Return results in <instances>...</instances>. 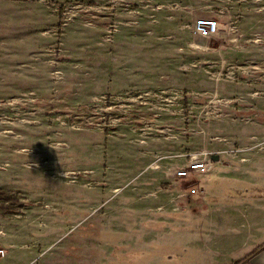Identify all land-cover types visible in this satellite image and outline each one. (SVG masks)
<instances>
[{
	"label": "rangeland",
	"instance_id": "374dc122",
	"mask_svg": "<svg viewBox=\"0 0 264 264\" xmlns=\"http://www.w3.org/2000/svg\"><path fill=\"white\" fill-rule=\"evenodd\" d=\"M251 225L264 0H0V264H223Z\"/></svg>",
	"mask_w": 264,
	"mask_h": 264
},
{
	"label": "built area",
	"instance_id": "2783aa9c",
	"mask_svg": "<svg viewBox=\"0 0 264 264\" xmlns=\"http://www.w3.org/2000/svg\"><path fill=\"white\" fill-rule=\"evenodd\" d=\"M218 27L217 20L211 17H201L193 23V31L205 37L213 36L218 31ZM207 156L202 158L192 156L185 167L172 169L169 173L170 177L173 179H191L194 175L207 173L212 164L210 154H207ZM190 191L194 192L195 190L192 188ZM183 196H185L183 192H179L177 195L179 198Z\"/></svg>",
	"mask_w": 264,
	"mask_h": 264
},
{
	"label": "crops",
	"instance_id": "0c3cea01",
	"mask_svg": "<svg viewBox=\"0 0 264 264\" xmlns=\"http://www.w3.org/2000/svg\"><path fill=\"white\" fill-rule=\"evenodd\" d=\"M218 29H219V27H218ZM217 32L213 36H215L217 34ZM213 162H214L213 164L216 165L219 162V159L214 158ZM177 198H179V197H177ZM251 226H252V228L250 230L251 233H247L245 235V239H244V247L245 248L240 249V252L237 256L232 257V256L225 255V259H224L223 264H226L230 260L235 261V259L237 260V258L242 259L243 257L246 258V261H244L242 259L243 261L238 263V264H264V247L263 248H257L258 245L260 246L264 243V233H262L261 231H259L257 229H264V225H251ZM254 248H257V250L252 253Z\"/></svg>",
	"mask_w": 264,
	"mask_h": 264
},
{
	"label": "trees",
	"instance_id": "16d2710c",
	"mask_svg": "<svg viewBox=\"0 0 264 264\" xmlns=\"http://www.w3.org/2000/svg\"><path fill=\"white\" fill-rule=\"evenodd\" d=\"M256 250H254V251H252V252H255ZM235 264H237V263H235Z\"/></svg>",
	"mask_w": 264,
	"mask_h": 264
}]
</instances>
